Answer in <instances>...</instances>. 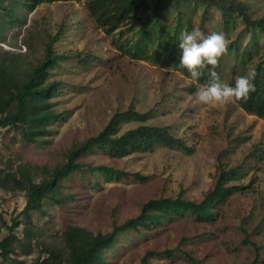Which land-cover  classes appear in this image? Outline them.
Returning <instances> with one entry per match:
<instances>
[{"label":"rangeland","instance_id":"rangeland-1","mask_svg":"<svg viewBox=\"0 0 264 264\" xmlns=\"http://www.w3.org/2000/svg\"><path fill=\"white\" fill-rule=\"evenodd\" d=\"M189 13L198 20L202 8L191 5ZM19 14L24 17L22 12ZM249 15L252 19L263 18L264 0H250ZM214 30L222 31L220 15L211 10L205 32L208 35ZM5 34L0 45L16 52L24 68L36 64L46 44L55 37L54 53L71 59L61 63L50 77L64 81L53 99L54 107L64 113L62 119L37 143L25 142L16 130L0 129V161L16 157L36 166L61 165L70 149L97 135L116 112L126 111L130 103L139 113L153 110L155 115L149 123L168 126L189 148L185 151L156 146L148 153L121 159L101 153L84 156L80 160L139 173L146 180L100 181V186L94 187V178L88 173H74L63 184V193L68 196L65 204L45 206L38 223L44 243L60 245L61 233L69 225L93 234L111 232L114 225L137 216L148 200L176 197L180 191L185 198L199 202L212 188L220 167L227 170L243 165L245 174L241 182L234 183L251 188L231 196L215 222L176 219L149 232L132 231L105 251L104 258L106 264H140L148 251L170 250L172 257L163 255L150 264H253V247L242 241L248 238L264 245V118L243 111L236 103L201 105L196 99L200 86L189 92L187 88L196 83L182 72L134 60L116 50L112 40L117 33L105 35L89 19L82 2L38 5L26 14L23 26L7 28ZM227 36L229 46H238V54L249 40L241 21ZM79 56L97 59L90 58L87 65H80ZM258 61L264 62V35L259 37V53L251 65ZM251 65L241 66L234 51H228L220 64L224 81L242 71L247 74ZM135 127V122H123L120 133ZM24 205L23 194L12 196L0 190V216L7 222ZM5 235L6 229L0 227V238ZM34 257L24 260L29 263ZM257 264H264V250Z\"/></svg>","mask_w":264,"mask_h":264},{"label":"trees","instance_id":"trees-1","mask_svg":"<svg viewBox=\"0 0 264 264\" xmlns=\"http://www.w3.org/2000/svg\"><path fill=\"white\" fill-rule=\"evenodd\" d=\"M53 2H82L89 19L105 35L117 33L112 40L116 50L129 54L134 60L173 68L188 79L191 77L187 69L178 66L181 55L178 37L182 31L190 32L194 28L207 35L205 29L211 10L219 13L220 26L226 35L236 29L238 21L243 23L249 34L248 43L240 54L237 45L228 48L229 52L234 51V57L239 59L241 66L251 65L253 57L259 53V37L264 35V17L251 18L250 0H0V43L5 41L7 28L23 26L26 14L38 5ZM191 5L202 8L198 20H193L192 13H189ZM56 40L57 37L52 38L44 48L43 57L28 68L21 66L16 52L5 50L0 45V129L18 131L27 143L45 139L50 127L64 115L54 107L53 102L64 81L51 80L50 77L60 69L61 63H68L71 58L54 53L52 45ZM236 40L238 42L239 38ZM90 58L79 56L78 63L87 65ZM92 59L97 58L93 56ZM220 64L221 59L214 70L225 82ZM251 66L257 73L253 81L256 91L247 102L236 105L249 114L264 118V62L258 61ZM209 69L199 80H193L196 84L187 88L189 92L193 93L196 87L208 82ZM234 73L235 68L231 69L232 76ZM244 73L240 72L239 76ZM234 81L235 78H231L227 83L234 86ZM154 115L153 110L139 113L130 103L126 111L116 112L97 135L70 149L65 162L53 168L21 162L16 157L0 161V190L12 196L23 194L25 201L23 209L9 222L0 216V227L6 229V235L0 238V264H106L105 251L113 248L126 233L149 232L176 219L213 223L231 196L243 194L251 188L234 183L241 182L245 166L238 165L227 170L220 167L212 188L199 202L185 198L180 191L176 197L148 200L137 216L114 225L111 232L93 234L82 227L69 225L61 233L60 245L44 243L39 220L45 206L65 204L68 196L63 193V184L74 173H88L94 178V187H99L100 181L146 180L139 173L80 160L84 156L101 153L121 159L148 153L156 146L189 150L185 141L175 137L168 126L150 124ZM129 121L137 123V127L120 133L122 123ZM242 243L253 247L252 263L257 264L264 245H256L248 238ZM33 254L35 257L27 263L24 258ZM172 254L170 250L148 251L140 264H150L151 260L163 255L170 258Z\"/></svg>","mask_w":264,"mask_h":264},{"label":"clouds","instance_id":"clouds-1","mask_svg":"<svg viewBox=\"0 0 264 264\" xmlns=\"http://www.w3.org/2000/svg\"><path fill=\"white\" fill-rule=\"evenodd\" d=\"M181 50L178 66L187 69L192 80L196 81L209 69L208 82L196 92L197 101L204 106L225 105L229 103L247 102L256 91L253 83L257 73L252 69L245 75L235 78L234 86L221 80L214 70L220 59L228 54L229 39L224 32H212L205 35L199 28L182 31L178 37Z\"/></svg>","mask_w":264,"mask_h":264}]
</instances>
